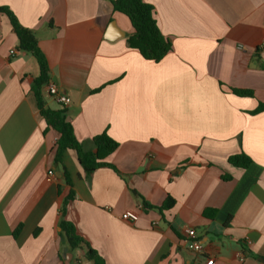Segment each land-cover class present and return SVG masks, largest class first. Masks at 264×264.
Listing matches in <instances>:
<instances>
[{
    "label": "crops",
    "instance_id": "0c3cea01",
    "mask_svg": "<svg viewBox=\"0 0 264 264\" xmlns=\"http://www.w3.org/2000/svg\"><path fill=\"white\" fill-rule=\"evenodd\" d=\"M143 1L172 43L158 63L129 48L110 0H0L71 101L43 91L45 106L65 110L84 150L103 133L118 143L105 159L118 173L86 176L72 150L54 163L31 89L41 71L0 14V264H92L61 236L70 193L64 219L106 264H264V0ZM240 153L248 169L228 163Z\"/></svg>",
    "mask_w": 264,
    "mask_h": 264
},
{
    "label": "trees",
    "instance_id": "16d2710c",
    "mask_svg": "<svg viewBox=\"0 0 264 264\" xmlns=\"http://www.w3.org/2000/svg\"><path fill=\"white\" fill-rule=\"evenodd\" d=\"M115 12L126 16L132 26L133 33L127 37L129 48L137 50L143 59L154 63L160 62L169 52L172 51V43L168 38H165L160 28L157 26L154 9L151 5L143 0H110ZM8 8L0 7V14L7 16L12 31L18 41V50L31 54L39 66L40 75L33 81L32 93L37 102V107L41 117L44 119L47 127L56 131L57 140L54 146V163L62 165V157L66 151L72 150L76 153L78 164L84 170L86 176L91 175L96 169L106 167L117 170L110 164L105 162V159L114 151H117L118 143L109 138L105 133L96 136L92 139V144L95 151H86L76 140L71 124L66 120L64 109L52 110L45 106L42 90L49 82L48 64L42 51L38 46L33 33L22 27L16 17ZM237 96L252 97L251 91L233 90ZM264 111V105H261L255 112ZM228 163L232 166L241 169H248L252 165V160L244 153L231 156ZM118 173V172H117ZM66 185L71 187V182L68 174L64 172ZM133 195H137L132 191ZM72 198V193L63 201L60 208L59 228L62 238L66 241L71 250H84V256L87 261L92 264H106L102 257L93 250L85 239L80 237L74 226L64 219L66 206ZM145 207H147L144 204ZM169 205L163 206V209H168ZM162 209V210H163ZM211 212V211H210ZM213 212V211H212ZM19 230V229H18Z\"/></svg>",
    "mask_w": 264,
    "mask_h": 264
},
{
    "label": "built area",
    "instance_id": "2783aa9c",
    "mask_svg": "<svg viewBox=\"0 0 264 264\" xmlns=\"http://www.w3.org/2000/svg\"><path fill=\"white\" fill-rule=\"evenodd\" d=\"M262 47H264V42H262ZM13 53L15 52L11 51V54ZM42 91H44V93L47 94L56 104L62 107H67L71 103L70 99L62 94L52 83L45 85ZM122 219L130 223L133 222V218L129 214H124ZM184 232L186 236L184 241L186 248L191 252H201L203 247L198 241L195 231L191 228H186Z\"/></svg>",
    "mask_w": 264,
    "mask_h": 264
}]
</instances>
